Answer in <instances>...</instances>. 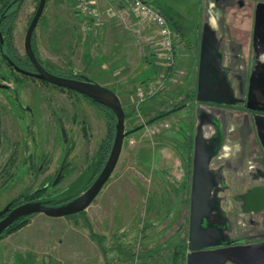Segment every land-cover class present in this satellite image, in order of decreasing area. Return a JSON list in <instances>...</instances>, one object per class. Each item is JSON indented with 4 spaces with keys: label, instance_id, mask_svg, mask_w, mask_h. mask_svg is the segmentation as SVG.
<instances>
[{
    "label": "rangeland",
    "instance_id": "rangeland-1",
    "mask_svg": "<svg viewBox=\"0 0 264 264\" xmlns=\"http://www.w3.org/2000/svg\"><path fill=\"white\" fill-rule=\"evenodd\" d=\"M234 1L230 7L221 0H150L167 15L175 32L181 33L178 47L185 48L188 57L183 62L177 61L179 70L166 79L154 98L143 103L138 100L139 92L148 84L160 82L166 73L161 67L145 65L148 56H157V61L162 59L154 28L147 23L140 25L135 13L129 19V28L123 27L110 13L111 6L105 0L94 3L98 11L95 17L83 14L75 0L47 1L35 29V47L44 64L56 67L57 71L49 68L55 75L61 70H73L91 83L120 95L124 101L126 132L144 126L125 138L111 178L85 215L29 217L27 226L0 239V264H176V247L186 237V176L191 138L203 131L206 123H211L207 128L214 137L223 136L221 147L210 161L212 174L220 175L213 189L220 208H214L210 221L224 225L223 237L231 243L244 244L246 239L264 234L263 225L244 224L241 216L245 215L236 197L237 192L243 195L255 183L248 178L235 188L224 184L234 171L247 177L248 171L259 167L264 159L252 154L248 136L251 125L243 118L245 111L226 105H208L212 110L202 109L205 105L195 100L196 89L189 88L194 84L193 75L197 74L191 67V59L201 52L203 25L212 20L217 26L218 18L230 28L227 38L242 44L241 56L250 71L254 60L255 10L264 0ZM39 2L25 0L15 22L14 44L19 56L25 54V37ZM144 35L153 38L155 55L151 56L153 51L143 45ZM258 54L259 60H264V54ZM180 56L181 51L178 60ZM125 62L127 68L122 66ZM115 68L123 71L116 77V83H121L124 76H131L124 83L131 88L126 95L119 94V86L103 84L102 76H113ZM0 76V171L10 157L13 142L19 144L13 159L14 169L0 179L1 210L15 196L57 178L64 157L72 148L67 161L71 162L70 170L48 194L69 186L87 168L97 147L107 137L108 123L102 108L37 80L21 87L17 94L13 74L2 59ZM3 86L9 87L3 89ZM125 97L132 104H126ZM17 98L24 108L19 107ZM184 104L186 107L149 123L159 114ZM76 113L77 121L73 117ZM59 117L66 121L67 143L55 122ZM240 154L245 156L247 172L226 166ZM30 155L35 157L33 172L27 163ZM40 168L41 172H37ZM255 242L264 243V238Z\"/></svg>",
    "mask_w": 264,
    "mask_h": 264
},
{
    "label": "water",
    "instance_id": "water-1",
    "mask_svg": "<svg viewBox=\"0 0 264 264\" xmlns=\"http://www.w3.org/2000/svg\"><path fill=\"white\" fill-rule=\"evenodd\" d=\"M47 1L40 0L25 37V52L37 70L36 76L60 88L82 94L94 102L111 109L117 117L115 140L105 167L87 191L73 201L60 207H49L38 202H30L18 206L0 222V235L14 221L23 216L44 214L50 218H62L85 212L111 178L119 162L125 138L144 126L126 132V114L119 96L112 90L98 84H93L87 78L82 81L55 76L45 70L40 64L33 50L32 39ZM258 39V53L262 54L264 53V3L258 4L256 9L253 35L254 43ZM222 55L220 40L213 35L212 29L207 24L202 38L196 98L201 103H209L217 106H238L239 101L235 97L232 82L227 75V69L222 64ZM261 75H264V71ZM262 79L259 80L256 76L250 79L249 94L245 100L247 101L246 104L249 109H252L253 87L257 82L263 84ZM240 102H244V100H240ZM184 107L186 105L172 109L150 120L149 123L162 119ZM222 138V135L215 136L216 141L207 145L203 137V131L197 132L195 137L193 185L189 233L187 236L189 253L185 259L187 264H264V243L248 246H230L232 243L227 242L223 237L225 227L223 230V227H218L210 222L211 213L214 212L215 207H219L212 192L214 188L212 185V177L214 175L210 171V161L214 152L221 147L223 142ZM202 156L204 157L203 162H201ZM58 181L59 178L54 184L56 185ZM263 202L264 191L262 188L253 189L246 195V208H254L257 204ZM11 205L12 203L0 211V218L9 211ZM233 243L239 242L235 241Z\"/></svg>",
    "mask_w": 264,
    "mask_h": 264
},
{
    "label": "flooded vegetation",
    "instance_id": "flooded-vegetation-1",
    "mask_svg": "<svg viewBox=\"0 0 264 264\" xmlns=\"http://www.w3.org/2000/svg\"><path fill=\"white\" fill-rule=\"evenodd\" d=\"M222 2L227 3L228 6H233L234 5V0H221ZM25 3V0H0V59L4 63L7 64V66L11 70V74H13L14 82L18 86V89L16 88L15 91L18 94V90L21 87H24L25 85L27 86L29 83H34L35 80L39 81L42 85L47 86V87H52L54 89H57L61 93H68L73 96H79L83 97L86 100H88L93 106L98 107V103L94 102L93 100L84 97L82 94H79L75 91L68 90L65 88H60L58 86H55L51 83H48L46 81H43L39 79L37 75V70L35 69L34 65L28 58L26 52L23 56H19L17 53V49L14 44V33H15V22L17 21V18L22 10V7ZM40 3V2H39ZM241 6L244 5V2H239ZM39 5V4H38ZM258 6V5H257ZM257 9V8H256ZM36 13V12H35ZM44 13V12H43ZM43 15V14H42ZM255 16H256V10H255ZM34 18V17H33ZM32 18V20H33ZM42 18V17H41ZM219 19V18H218ZM32 22V21H31ZM222 25L224 24V20L220 22ZM4 24L7 25V32L3 30ZM31 24V23H30ZM30 26V25H29ZM202 32L204 34L205 29H202ZM229 29L224 30L222 29L220 31V49L222 50V64L225 69H227V75L229 76V79L231 80L234 89V94L237 100L239 101V105L236 106L235 108H241L243 109L244 115L243 118L246 120L251 127L249 128L248 131V136L250 137L251 145H252V154L257 155L264 158V75L262 76L261 73L264 71V60L260 61L259 60V54H258V49H259V39L257 40L256 43L253 41V49H254V60L253 64L251 65L250 71H247L246 62L244 58L241 56V50H242V44L238 43L236 44L235 42H232V40H229L228 34ZM35 40V31L33 35L32 41ZM9 44L8 47L6 45ZM33 46V44H32ZM24 50H25V44H24ZM34 50V48H33ZM35 53V52H34ZM36 54V53H35ZM264 54V53H262ZM38 55V54H37ZM40 64L44 67L45 70H47L49 73L55 75L54 73L51 72L50 69L46 68V64L43 63V60L37 56ZM19 61V62H18ZM74 74H79L76 71L70 70ZM55 76H60L59 74H56ZM257 77L259 80L262 79V83L257 82L256 85L253 87V102H252V109L247 108V101H245L248 98L249 94V88H250V79L251 77ZM1 77V76H0ZM61 77V76H60ZM2 78V77H1ZM64 78H69V79H74V80H84L83 78L80 77H64ZM260 83V84H259ZM9 86H3L1 88L6 89ZM17 100L20 102L19 98ZM240 100H244V102H240ZM19 107L22 109L24 108L22 103L19 104ZM28 112L31 113L30 107L25 108ZM74 119L75 121L78 120V115L77 113L74 114ZM55 122L59 125L61 129V135L63 137L64 143H67L68 136H67V131H66V121L62 118H56ZM263 124V125H262ZM2 126V120L0 116V128ZM33 142L35 140V136L31 139ZM115 140V139H114ZM192 141V140H191ZM194 142V141H193ZM2 142H0V147ZM114 143V141H113ZM192 143V142H191ZM194 144V143H192ZM113 147V144H112ZM111 147V150H112ZM98 148L96 150L95 155L93 156L92 160H95L96 157L98 156ZM110 152L108 153V158L110 156ZM191 150V149H190ZM19 151V144L17 142H13L11 146V152H10V157L8 158L5 167L0 171V179L2 180L3 177L8 174L11 170L14 169V160L11 163V159H14L15 153ZM72 148H69V151L64 157L63 163L58 170L57 173V178L53 179L51 182L50 180H46L45 183L40 187L31 190V191H25L17 196H15L13 199H11L3 209L6 208L10 203H12L9 211L4 214L0 218V222L4 220L10 213L13 211L15 208H17L20 205L30 203V202H38V203H43L46 206H49V203L47 198L49 197L48 191L56 188L57 186L54 184V182L59 178L61 179L62 177L65 178L67 175V170L69 171L71 168V162L67 163L69 157L72 154ZM108 158L105 161L104 167L108 161ZM245 156L243 154H240V156L235 158L234 161H229L226 163V166L228 168H234V169H240L241 172L246 171L245 169V163H244ZM27 163L29 164V170L30 172H33L35 169V157L34 155H30ZM191 163V159L189 158V166ZM103 167V168H104ZM102 168V170H103ZM100 171V173L102 172ZM37 172H41V168L38 169ZM238 171H234L232 174L228 175V183L227 181H224V184L228 188H235L238 186L239 183H245L248 181V178H250L255 185L251 186L250 189H248L243 195L239 192H237V201L240 207V211L244 213V217H242V220L244 221V224L247 227L250 226H256V225H263L264 226V202L261 204H257L254 208H246V196L248 191H252L253 189L256 188H262L264 191V159L263 162H261L260 166L257 167L253 171H248L249 175L247 177H241V175L237 173ZM98 174V176L100 175ZM98 176L95 178L94 182L98 178ZM220 176V175H219ZM217 174H214L212 185L215 186L214 184L218 183V177ZM187 179H186V185H187V198L185 199V203L189 205V213H190V208H191V197H192V185H193V168L190 169L188 168L187 171ZM93 182V183H94ZM58 183V182H57ZM56 186V187H55ZM214 189V188H213ZM213 192V191H212ZM1 209L0 211H2ZM214 213V212H213ZM211 213V214H213ZM35 215V214H34ZM44 215V214H43ZM33 216V215H30ZM212 218V215L210 216V220ZM236 221V220H234ZM211 223L213 222H218L217 220L215 221H210ZM214 224V223H213ZM221 227L224 229V225L221 224ZM8 228V227H7ZM6 231V229H5ZM4 231V232H5ZM3 232V233H4ZM2 233V234H3ZM1 234V235H2ZM0 235V236H1ZM258 238H264V234L260 236H256L252 239H246L245 243H232L230 246H248L252 244H256V240ZM252 243V244H251Z\"/></svg>",
    "mask_w": 264,
    "mask_h": 264
},
{
    "label": "built area",
    "instance_id": "built-area-1",
    "mask_svg": "<svg viewBox=\"0 0 264 264\" xmlns=\"http://www.w3.org/2000/svg\"><path fill=\"white\" fill-rule=\"evenodd\" d=\"M80 11L85 15L96 16L97 10L94 8L96 0H75ZM111 6V14L122 24L123 27L129 28V19L131 14L135 13L139 19L140 25L147 23L152 26L159 36L157 45L159 46L160 59L159 66L166 73L160 82L151 83L139 92L138 97L141 103L154 98L164 87L166 79L177 71V51L179 37L178 33L170 25L166 15L155 8L145 0H105ZM119 5V6H118Z\"/></svg>",
    "mask_w": 264,
    "mask_h": 264
},
{
    "label": "trees",
    "instance_id": "trees-1",
    "mask_svg": "<svg viewBox=\"0 0 264 264\" xmlns=\"http://www.w3.org/2000/svg\"><path fill=\"white\" fill-rule=\"evenodd\" d=\"M145 1L151 4L150 0H145ZM166 17H167V15H166ZM3 30L5 32H7L8 28H7L6 24H4ZM32 44H33L34 52L37 55V50L35 47V40L32 41ZM8 46H9V44L6 45V47H8ZM45 66L48 69L50 68L52 70H56V71L58 70L56 67H53L52 64H50V63H47ZM58 72H60L59 75L61 77H80V78H83L84 80H86V77L82 74H74L71 71H63V70L58 71ZM84 97H86V96H84ZM97 105H98V107L102 108V110L105 112V116L107 118V123H108L107 137L100 144V146L98 148V156L96 157V159L90 161L87 168L80 173V175L76 178V180L73 181L64 190H62L60 192H56V194L49 195L47 200H49L48 203L52 207L53 206L54 207L63 206L65 204L73 201L74 199H76L77 197L82 195L85 191H87L90 188V186L93 184L95 178L98 176V174L100 173L102 168L104 167L105 161L108 158V153L111 150V147H112L113 141L115 139V135H116L117 117L111 109H109L103 105H100V104H97ZM181 106H183V105H181ZM178 107H180V106H177L176 108H178ZM162 114H164V113H162ZM162 114H159V115H162ZM156 117H154V118H156ZM154 118H152V119H154ZM190 146H191V143H190ZM12 161H13V159H11L10 164L13 163ZM186 191H187V188H186ZM185 198H187V196ZM81 214L85 215V212H83ZM29 217H31V216H23V217H20L19 219H17L16 221H14L6 229V231L0 236V239H3L4 237H6L8 235L14 234V233L18 232L19 230H21L22 228H24L25 226H27L29 224ZM92 235L94 237L96 236L94 233ZM98 240L102 241V239H100V238H98ZM176 248H177V253H178V260L179 261H181V259L184 260L183 257H184L185 251H186V238H183L181 243L179 245H177Z\"/></svg>",
    "mask_w": 264,
    "mask_h": 264
},
{
    "label": "crops",
    "instance_id": "crops-1",
    "mask_svg": "<svg viewBox=\"0 0 264 264\" xmlns=\"http://www.w3.org/2000/svg\"><path fill=\"white\" fill-rule=\"evenodd\" d=\"M221 21H223V20H221L220 18L218 19V21H217V23H216V25L217 26H215L214 24H213V22H212V20L210 21V23H209V27L212 29V31H213V35H215V37L218 39V40H220L221 39V34H220V31L222 30V29H224V30H227V29H230L228 26H227V24H226V22L224 21V24L222 25L220 22ZM206 25L207 24H204L203 25V28L205 29L206 28ZM254 27H255V24H254ZM142 29H145L144 28V26L142 27ZM141 29V30H142ZM180 30H183V28L181 29L180 28ZM181 33H179L178 32V35L179 36H181L180 35ZM253 35H254V30H253ZM144 37V39H143V45H145L147 48H149L150 49V51H153V50H155L156 48H155V44L152 42V40H153V38H149V37H146L145 35L143 36ZM254 41V40H253ZM232 42H235L234 40H232ZM236 44H238V42H235ZM188 44H191V43H189L188 42ZM184 49L185 48H182L181 50L179 49V47H178V51H177V60H176V65L178 64V62L177 61H181V62H183V59H186L185 57H188V54L186 53V51H184ZM179 51H181V56H180V58H179V60H178V53H179ZM182 51H184V52H182ZM153 53H155L154 51L153 52H151V56L152 55H155V54H153ZM193 56V55H192ZM194 56H195V54H194ZM193 56V57H194ZM192 57V58H193ZM194 59V60H193ZM193 59H191L193 62H192V68L193 69H195V73H197V74H194L193 76H195V80H194V84L193 83H191L190 85H189V88L191 87V88H195L196 89V95H197V88H198V73H199V62H200V53L199 54H197V56L196 57H194ZM124 59H122V61H123ZM126 60L128 61V58H126ZM195 61H196V64H195ZM124 62V61H123ZM145 65H151L152 64V66H154V67H160L159 66V61H157V56H152V57H149L148 56V59H146V61H145ZM127 64V62H125V63H123V65L122 66H124V65H126ZM194 64H195V66H196V68L194 67ZM127 66L128 65H126V67L125 68H127ZM178 67V66H177ZM177 70H179V68H177ZM122 73H123V71H121ZM117 68H115V70H114V73H113V76H110L109 75V77L108 76H102L103 77V84H105V85H111V86H119V94L121 93V94H124V95H126L127 93H128V91H130V87L129 86H127V85H125L124 83L127 81V80H129V79H131V76H124L123 77V81L121 82V83H116V77L118 76V75H120V74H122ZM175 73V72H174ZM173 73V74H174ZM194 73V72H193ZM113 80V81H112ZM141 82H144V80L142 79L141 80ZM191 82V81H190ZM232 85H235V83L234 84H232ZM128 87V88H127ZM119 98H120V100H121V102H122V104L124 103V101L122 100V97L119 95ZM126 98V97H125ZM195 100L198 102V104H203V105H205V106H203L202 107V109H207V110H212L210 107H208V105H212V104H209V103H201V102H199L198 100H197V98L195 97ZM126 104H132V102L130 101V100H128L127 98H126V102H125ZM214 106V105H213ZM201 110V108H199V111ZM207 124V125H206ZM205 125L206 126H204L203 127V137H204V139H205V142H206V144L207 145H210V143L211 142H215L216 141V139H215V137L213 136V133H211L210 132V130L207 128V126L209 127L210 125H211V123H206ZM195 137H196V135H194V136H192V138H191V142L192 143H194L195 142ZM222 140H223V138H222ZM194 141V142H193ZM191 143V150L189 151V153H188V157L191 159V163H190V166L188 165V167H190V169H192L193 168V163H194V144H192ZM214 173V172H213ZM215 174V173H214ZM218 176H219V174H218ZM98 197H99V195H98ZM97 197V198H98ZM96 198V199H97ZM96 199L94 200V202L91 204V205H93L94 203H95V201H96ZM186 204V213H185V218H186V228H185V234H186V251H185V254H184V260H182L181 259V261H179L178 260V253L176 252V264H187V261H186V256H187V254L189 253V250H188V238H187V236H188V233H189V222H190V213H189V205L187 204V203H185ZM216 226H218V227H221V223L220 222H213ZM224 230V229H223ZM222 230V231H223ZM223 234H224V231H223ZM105 239V238H104ZM182 258V257H181Z\"/></svg>",
    "mask_w": 264,
    "mask_h": 264
}]
</instances>
